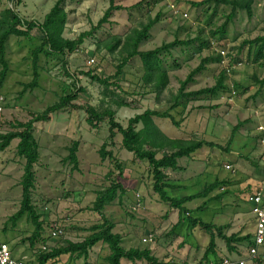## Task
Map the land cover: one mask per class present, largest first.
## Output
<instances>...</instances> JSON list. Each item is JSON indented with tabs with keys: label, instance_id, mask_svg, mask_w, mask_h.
I'll return each mask as SVG.
<instances>
[{
	"label": "rangeland",
	"instance_id": "374dc122",
	"mask_svg": "<svg viewBox=\"0 0 264 264\" xmlns=\"http://www.w3.org/2000/svg\"><path fill=\"white\" fill-rule=\"evenodd\" d=\"M57 1L0 0V12L11 9L23 21L41 24ZM201 2L115 0L114 5L121 9L94 30L109 9L110 0H65L62 7L67 21L62 37L77 40L84 33L91 34L72 53L50 57L40 54L39 80L34 89L24 87L33 80L32 52L41 44L42 33L36 28L28 38L10 37L6 44L9 68L1 87L5 108L0 115V134L14 131L13 125L30 121L62 97L77 91L74 103L92 106L97 111L111 108L115 110V121L124 128L131 118L146 110L167 111L179 122L178 127L166 119H153L168 137L218 146H203L191 157L179 159L178 170L163 171L166 191L171 197L197 194L216 180L223 182L207 198L185 204L190 213L180 221L178 210L162 202L155 193L148 163L125 151L118 133L113 144H109L107 119L93 129L83 110L63 109L51 114L47 122L34 125L40 158L34 167L31 204L41 231L33 245L35 226L31 218L24 214L13 220L21 209L25 164L17 154L19 140H13L0 153V241L8 244L16 259L39 264L43 246L48 253L69 242L86 239L89 229L102 222L93 210L98 192L117 182L121 186L117 198L104 207L103 215L114 224L113 233L121 236L125 250H149L159 261L169 264H217L222 258L248 260L249 239L233 244L230 250L217 237L215 254L206 255L210 236L199 226L191 227L189 218L223 226L226 236L244 238L253 234L254 218L247 196L258 189L264 191V140L258 131L264 125V85L258 83L264 79V59L253 63L247 42L264 36V0L254 1L251 18L245 11L237 10L224 33L219 30L232 8L214 3L199 5ZM157 16L159 21L150 29L146 42L139 46L140 51L153 50L175 40L195 42L188 47H176L170 55L162 57L169 85L159 100L143 82L144 70L139 58H133L123 68L118 81L121 90L114 85L105 87L91 78L98 76L112 84L125 56L120 47L111 51L114 38L119 37L123 42L133 30H140ZM207 57L217 61L195 76L186 91L213 87L222 72L227 91L194 101L181 99L173 108L180 82ZM91 59L93 64L89 63ZM115 99L123 100L127 107L116 108L112 103ZM140 128L142 125L137 126ZM76 141L78 165L74 167L67 157ZM105 143L121 173L112 160L101 158L100 150ZM170 152L164 149L158 157ZM137 195L142 200L141 207L133 210ZM218 196L222 197L218 199ZM53 224L60 225L65 232L55 240L49 237ZM149 234L154 236L153 242L144 243ZM108 255V246L99 243L87 259L62 256L46 264H106ZM247 264L264 262L248 260Z\"/></svg>",
	"mask_w": 264,
	"mask_h": 264
},
{
	"label": "trees",
	"instance_id": "16d2710c",
	"mask_svg": "<svg viewBox=\"0 0 264 264\" xmlns=\"http://www.w3.org/2000/svg\"><path fill=\"white\" fill-rule=\"evenodd\" d=\"M254 1L255 0H203V2L199 3V5L214 3L216 6L223 5L230 6L232 8L231 13L228 15L227 22L219 30L220 33H224L228 22L234 17L237 10L245 11L249 18L252 17V6ZM64 2L65 0H58L51 11L45 16L44 21L41 24L23 21L17 13L11 9H6L3 12H0V87H2L8 73L9 66L6 61V44L10 37L28 38L30 32L36 28L42 33L43 38L41 44L32 52L33 80L30 84L24 87V89H34L37 87L39 80L37 69L39 60L38 57L40 54L50 57L55 54L66 55L67 53H72L86 37L90 36L91 32L82 34L77 40H66L62 37L67 21V14L62 7ZM114 2L115 0H110L109 9L105 12L103 18L99 21L94 30L99 29L103 24L107 23L114 11L121 9L118 6H115ZM158 21L159 17L157 16L153 20H150L146 25H142L140 30H133L132 33L125 37L123 42L119 37L114 38L115 44L111 48V51L120 47L121 54H124L125 56L122 58L120 65L117 67L116 74L113 78L114 82L112 84H109L108 79H102L98 76H92L91 78L105 87L108 85H114L116 89L121 90L118 86V81L120 76L123 74V68L133 58H139L144 70L143 82L147 87H149V93H154L157 100H159L158 97L167 89L169 85L168 71L164 68L162 57L170 55L171 50L176 47H188L195 42L192 40H175L174 42L164 44L153 50L140 51L139 46L143 42H146L150 29H152ZM247 43L249 45L250 56L252 57L253 63H259L262 61L264 59V36L258 37ZM216 61V59L211 57L202 59L198 67L195 68L184 81L180 82L178 94L174 99L175 103L173 108L178 105L181 99L194 101L201 97H213L219 93L227 91V86L224 83L225 76L223 72L220 74L219 79L213 87L201 89L195 92L186 91L188 85L194 83L195 76L203 72L207 65ZM258 83L260 85H264V79L258 81ZM236 88L238 89V85ZM78 90H80V88ZM232 91L234 94L236 93L235 89H232ZM76 92L77 91L62 97L59 102L48 107L42 114L35 115L30 121L13 125L14 131L7 134H0V153H2L13 140L18 139L19 143L17 145V154L25 161L23 169L24 173L21 181V209L13 217V220L17 221L24 214H27V216L31 218L35 226V232L31 237V245L34 244V241L39 237V233L41 231V223L39 222V218L31 204V191L35 185L34 167L39 162L40 158L39 146L33 135L34 125L36 123L47 122L51 114L59 112L63 109L72 108L74 110H83L87 115L88 125H90L93 129L97 128L100 123L107 119L109 124V144L112 145L116 135L120 134L122 137V148L125 151L132 153L137 159L148 163L154 179L153 188L155 193L158 194L162 202L168 203L172 208L178 210L180 221L185 218L186 214L188 215L190 213L184 206L185 204L196 199L207 198L212 191L218 189L223 183L216 180L213 184L206 186L203 191L197 194L182 198L171 197L166 191V177L163 171L167 169L178 170L179 159L191 157L203 146L211 148L218 146L211 142L173 139L168 137L162 130H160L153 119H166L170 121L172 125L178 127L179 122H177L167 111L159 112L155 110H146L144 113L131 118L128 122V126L124 128L115 121V110L107 108L103 111H97L92 106H81L74 103L78 98ZM112 101L116 108L120 109L122 107H127V103L121 99H115ZM138 125H142V128L137 129ZM78 145L77 141L73 143L72 147L69 149V156L67 157V160L74 165V167H77L78 165ZM107 146L108 143H105L101 147V158L103 160L106 158L112 160L119 169V173H121L120 165H118L113 153L106 151ZM164 149L170 150L171 152L158 157ZM120 188L121 186L117 182H113L109 188L98 192L93 210L100 215L102 222L89 229L90 235L86 239L78 243L69 242L66 246L56 247L48 253L44 252L43 254L40 252L38 257L39 264L55 262L62 256H68L70 259H74L75 257L87 259L89 257V252L99 243L108 246L109 255L106 257V264H122L123 261L130 262L131 264H135L137 262L146 264H169L159 261L149 250L134 248L125 250L121 246V236L113 233L114 224L103 215L104 207L115 201L117 198V192ZM221 197L222 196H218L217 198L219 199ZM189 222L191 223V227L199 226L209 234L210 239L206 255L209 253L215 254L217 237L223 240L230 250H233V244L248 239L249 247L253 245V234L251 236H245L244 238L238 237L234 234L226 236L223 233V226L216 227L213 224L204 223L200 219L192 218H189ZM256 262L260 261L256 260Z\"/></svg>",
	"mask_w": 264,
	"mask_h": 264
},
{
	"label": "built area",
	"instance_id": "2783aa9c",
	"mask_svg": "<svg viewBox=\"0 0 264 264\" xmlns=\"http://www.w3.org/2000/svg\"><path fill=\"white\" fill-rule=\"evenodd\" d=\"M90 64L94 63V60H89ZM229 72V70H227ZM234 94V92H233ZM5 108V97L1 92L0 87V115L4 112ZM259 133L262 135L264 140V125L258 127ZM229 168V167H228ZM247 202L252 208V215L254 218V231H253V245L248 248V260L264 262V191L258 189L255 192L251 193ZM141 207V199L137 195L136 201L133 206V210ZM64 229L58 224H53L50 228L49 237L50 239H58L64 235ZM154 240V236L149 234L144 238V243H151ZM47 251V247L43 246L40 252ZM248 260L243 258L230 259L222 258L217 262V264H247ZM0 264H26V261L23 259H16L10 247L5 242L0 241Z\"/></svg>",
	"mask_w": 264,
	"mask_h": 264
}]
</instances>
